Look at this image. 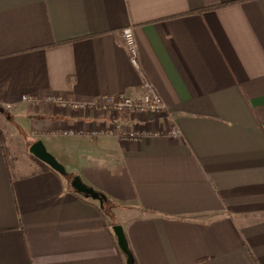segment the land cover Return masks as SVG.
Here are the masks:
<instances>
[{"label":"crops","instance_id":"crops-1","mask_svg":"<svg viewBox=\"0 0 264 264\" xmlns=\"http://www.w3.org/2000/svg\"><path fill=\"white\" fill-rule=\"evenodd\" d=\"M144 80L166 110L121 121L149 137L50 136L113 122L47 98L140 101ZM116 225L131 264H264V0H0V264H127Z\"/></svg>","mask_w":264,"mask_h":264},{"label":"built area","instance_id":"built-area-1","mask_svg":"<svg viewBox=\"0 0 264 264\" xmlns=\"http://www.w3.org/2000/svg\"><path fill=\"white\" fill-rule=\"evenodd\" d=\"M125 44L126 51L129 55V61L131 65L139 70L137 60L138 48L134 35V31L131 27H127L122 30L121 35ZM144 95L140 101L133 100L132 98L124 95L116 97L105 96L101 99H95L90 102H76L68 99L58 98L51 96L46 99V104L55 106L58 108H69L75 111H94L106 114L112 120L113 125L108 128H92L89 130H75L68 128L64 130L50 131L49 134L52 137H87L91 140L99 139L101 137H113L122 142H139L144 138L150 136L146 131H134L124 126L121 121L122 116H134L138 114H151L158 115L162 111L166 110V106L159 97L153 85L146 80L143 81ZM23 100L29 104L35 105L37 102L31 98H23ZM170 137H178L179 132L175 129L169 130L167 133Z\"/></svg>","mask_w":264,"mask_h":264},{"label":"water","instance_id":"water-1","mask_svg":"<svg viewBox=\"0 0 264 264\" xmlns=\"http://www.w3.org/2000/svg\"><path fill=\"white\" fill-rule=\"evenodd\" d=\"M29 154L38 160L39 162L45 164L49 168H51L54 172L62 176H67V172L65 167L60 164L56 158L51 155L45 148L42 141H37L33 143L29 148ZM70 180V187L71 189L76 192V194L83 196L84 198L91 199L99 203L100 206L103 207V203L106 202L105 196L99 194L92 188L83 184L78 176H73ZM113 234L115 236L117 246L125 256L127 264H131V254L129 252L125 234L123 228L120 225H116L112 228Z\"/></svg>","mask_w":264,"mask_h":264},{"label":"trees","instance_id":"trees-1","mask_svg":"<svg viewBox=\"0 0 264 264\" xmlns=\"http://www.w3.org/2000/svg\"><path fill=\"white\" fill-rule=\"evenodd\" d=\"M223 7H225L224 5H222ZM222 6H217V7H212V8H208V9H206V10H216V9H220V8H222ZM32 157V156H31ZM33 158V157H32ZM36 160V159H35ZM38 162V161H37ZM40 163V162H39ZM40 164H42L44 167H46V169L47 170H49V171H51V172H53V173H55L56 175H59V174H57L56 172H54L51 168H49L48 166H46L45 164H43V163H40ZM60 176V175H59Z\"/></svg>","mask_w":264,"mask_h":264},{"label":"rangeland","instance_id":"rangeland-1","mask_svg":"<svg viewBox=\"0 0 264 264\" xmlns=\"http://www.w3.org/2000/svg\"><path fill=\"white\" fill-rule=\"evenodd\" d=\"M46 150H47L51 155H53V154H52V150H50L48 147H46ZM14 156H15V159L18 160L19 157H18V154H17L16 151H15V153H14ZM53 156H54V155H53ZM66 171H68V170H66ZM62 178H66V179H68L69 181L72 180L70 175H67V176H65V177L62 176Z\"/></svg>","mask_w":264,"mask_h":264}]
</instances>
